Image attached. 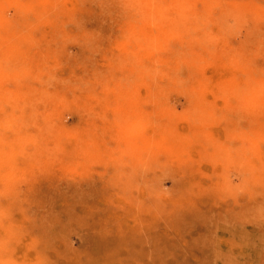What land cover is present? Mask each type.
Listing matches in <instances>:
<instances>
[{
  "label": "rangeland",
  "instance_id": "rangeland-1",
  "mask_svg": "<svg viewBox=\"0 0 264 264\" xmlns=\"http://www.w3.org/2000/svg\"><path fill=\"white\" fill-rule=\"evenodd\" d=\"M19 1L0 0V122L15 116L0 141H30L0 148V264H264V114L236 95L264 71V45L246 47L253 16L264 35V0H182L216 38L183 87L153 85L174 53L202 46L172 14ZM206 105L222 119L199 117Z\"/></svg>",
  "mask_w": 264,
  "mask_h": 264
},
{
  "label": "bare ground",
  "instance_id": "bare-ground-1",
  "mask_svg": "<svg viewBox=\"0 0 264 264\" xmlns=\"http://www.w3.org/2000/svg\"><path fill=\"white\" fill-rule=\"evenodd\" d=\"M8 3L21 4L19 0H4ZM83 3L86 0H77ZM100 1L102 5H105L111 0H95ZM116 1V0H113ZM122 2L123 9L129 14L139 15V19L145 21L147 19H155L157 21H164L169 15H173L175 20L183 21L182 29L189 34L190 39L193 42L200 43L202 46L199 50L195 52H187V51H178L173 54L170 66L167 69V73L161 74V76L165 79V82L162 84L158 82L157 84H153L156 87H160L163 85H170L172 87L180 86L183 87L185 85H194L196 72L199 73V65L206 61V57L213 53L210 49L212 48L216 38L215 33L208 30V19L210 17L207 13L199 14L197 12H190L189 4L184 3L182 0H172L169 2H160L158 0H119ZM134 2H138V4H134ZM40 3H50L49 0H40ZM19 6V17L21 18L26 11L30 10L31 7ZM235 14H238L239 18L245 17L243 12H239L238 10L234 11ZM103 14H108L106 8L103 9ZM67 16L69 18H76L74 12H67ZM242 22H246V19H240ZM247 23H249L247 21ZM246 25V23H244ZM217 25L221 27L220 30L226 29L224 23L217 22ZM259 17H252L251 26L256 29L257 32L253 35L248 42L246 43V47H260L264 45V35L263 32L259 30L260 28ZM179 29V26L176 23H173L171 27H168L169 35L172 34V31ZM9 38L24 40L26 39V35L19 30H12L7 34ZM163 41L162 36H157L155 38L144 39L142 38L139 43L143 46L146 51L153 50L158 45H161ZM19 47L15 46L13 51H18ZM229 63H235L238 60L234 57L229 56ZM147 62V61H146ZM143 62L142 64V80L147 83L148 79L151 78L156 72L155 69L149 65L150 63ZM183 63H186V66H182ZM246 63L243 65L245 66ZM196 85V84H195ZM264 92V71H260L256 73L253 77L243 83V88L241 91H238L236 95L242 98V108H250L256 109L257 111L264 114V108L262 107ZM203 112V116L198 115L199 117H206L215 115L218 113L220 119L223 117V111L214 106V105H206L204 108H196L195 113ZM4 120V121H3ZM0 122V131L5 126L6 128H10L11 126H7L8 123H15V116L11 119L6 117ZM30 141V137L24 135L20 137L18 140L13 139L9 141H0L1 149H8L10 151L13 150H22L24 149V145ZM215 161L212 159L210 163L213 164ZM45 254L38 256V261L40 264H46ZM14 264H17L14 262ZM32 264V263H31Z\"/></svg>",
  "mask_w": 264,
  "mask_h": 264
}]
</instances>
